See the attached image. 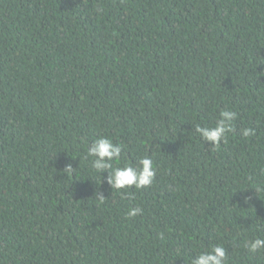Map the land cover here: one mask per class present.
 Returning a JSON list of instances; mask_svg holds the SVG:
<instances>
[{
    "label": "trees",
    "instance_id": "16d2710c",
    "mask_svg": "<svg viewBox=\"0 0 264 264\" xmlns=\"http://www.w3.org/2000/svg\"><path fill=\"white\" fill-rule=\"evenodd\" d=\"M222 110L212 146L194 128ZM99 137L122 146L114 167L151 158L152 185L102 181ZM256 238L264 0H0V264H191L215 245L264 264Z\"/></svg>",
    "mask_w": 264,
    "mask_h": 264
},
{
    "label": "clouds",
    "instance_id": "9594fccd",
    "mask_svg": "<svg viewBox=\"0 0 264 264\" xmlns=\"http://www.w3.org/2000/svg\"><path fill=\"white\" fill-rule=\"evenodd\" d=\"M236 117V112L222 110L216 119L214 127L196 124L194 130L203 141L210 143L212 146H218L222 141L226 140L227 134L232 131V121ZM252 134L253 130L250 128L242 130L244 137ZM122 150V146L114 143L112 139L99 137L88 148L84 159L90 161L91 168L100 174L102 181L104 177L101 173L107 171L108 175L106 180L112 190H127L132 187L139 190L151 186L156 174L155 168L153 167V160L145 156L140 158L135 166L132 164H123V166L114 167L113 161L120 160ZM74 171L75 169L71 164L64 169L66 174L74 173ZM256 191H259V189ZM96 196L101 203L106 199L102 193H97ZM249 200L250 197L245 198V202ZM142 212L143 209L141 207H133L129 209L127 216L135 217L142 214ZM245 247L252 253L264 249V238H256L246 243ZM226 262L227 252L221 245H215L210 251L201 252L191 260V264H226Z\"/></svg>",
    "mask_w": 264,
    "mask_h": 264
}]
</instances>
